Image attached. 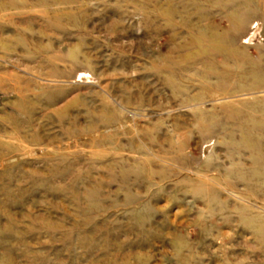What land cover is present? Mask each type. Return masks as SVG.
<instances>
[{"label":"rangeland","instance_id":"1","mask_svg":"<svg viewBox=\"0 0 264 264\" xmlns=\"http://www.w3.org/2000/svg\"><path fill=\"white\" fill-rule=\"evenodd\" d=\"M0 264H264V0H0Z\"/></svg>","mask_w":264,"mask_h":264}]
</instances>
